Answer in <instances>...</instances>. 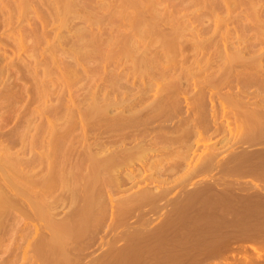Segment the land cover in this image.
I'll use <instances>...</instances> for the list:
<instances>
[{
  "label": "rangeland",
  "instance_id": "obj_1",
  "mask_svg": "<svg viewBox=\"0 0 264 264\" xmlns=\"http://www.w3.org/2000/svg\"><path fill=\"white\" fill-rule=\"evenodd\" d=\"M61 1L0 0V146H5L0 147V157L8 155L13 159L14 155L13 160L20 162L24 172L30 167H39V171L43 166L37 155L46 142L48 145L53 142L57 151H52L56 162L52 164L55 168L49 195L52 205L50 216L52 223L58 226L54 228L53 225V229L67 230L63 232L69 237L63 246L61 239L58 242L54 234L49 236V241L55 239L61 243H56L61 250L58 253L52 240L51 255L54 259L50 257L45 263L42 255L37 258L32 243L35 241L36 246V242L41 240L40 234L43 237L44 232L40 231L43 228L38 227L43 223L40 221V224L39 220L32 222L24 215L21 217L17 211H12L14 216L7 210L5 214L8 215L4 214L6 218L3 215L0 227V230L5 229L0 231V264H264V0H250L252 3L248 0L235 3L237 0H234L235 4L229 0H209L210 3L208 0H137L141 2L137 9L130 3L136 0H69L70 6L75 3V7L73 5L69 9ZM251 7H254L253 12ZM151 8L160 20L154 15L152 22H157L148 21L154 27L150 31L151 25L146 20L153 16ZM139 9L142 10L140 13ZM141 15L146 18L145 25L149 30L147 32L145 25L147 29L142 26L141 30L139 21L142 19L139 20L138 25L134 24L140 29L135 30L140 35L135 40L132 24L134 17L137 21ZM130 19L134 22H129ZM156 33L168 41H162ZM170 34L176 39H172ZM125 40L130 43L126 44ZM122 45L129 48H126L128 52L130 50L128 55L125 50L121 51L124 49ZM163 85L170 87L163 90ZM158 97L159 100L164 99L160 100L165 106H162L163 111L159 108V100L158 111L151 104ZM119 101L125 107H121ZM131 102L135 103L133 107L128 105ZM105 103L110 108L107 106L109 111L102 116L99 109L105 107ZM117 103L120 106H116ZM147 104L155 108L150 107L152 111L156 110V114L152 116L145 112L146 116L141 114L142 119L137 121L136 116L140 115L137 111H145L142 109H146ZM117 114L122 116H119V121ZM132 114L137 115L133 117ZM126 117L136 120H129V123L128 119L123 120ZM133 134L135 138L138 136L137 141L143 136L151 139L157 135L160 139L158 144H163L156 147L161 146L160 149L167 152L160 150L156 155L151 151L144 165L143 161H135L132 165L123 166L117 174L119 184L110 183L109 176L107 180L95 183L88 181L91 171L86 164L87 157H108L116 149L121 150L122 141H127L126 146L131 148L139 142L134 141ZM125 136H131L133 143L129 142L130 138L124 140ZM28 144L33 146L30 148ZM117 145H120L119 149ZM208 156L211 164L207 169L201 168V162ZM156 157L160 165L154 161ZM163 157L168 159L165 161ZM142 188V192L148 188L146 191H154V194L166 189L165 197L158 200L163 199L162 203L159 202L158 206L149 200L148 204L146 201H131ZM36 190L38 196L41 187ZM85 191L94 193V200L99 204L95 202L96 210L93 209L95 213L93 211L90 220L83 221L86 225L79 219ZM124 199L131 202L129 206L121 201ZM134 202L137 204L133 205ZM150 202L151 206L155 204L160 208L164 205L165 208L155 209L153 205L150 211ZM17 218L25 220L22 219L21 223ZM28 226L33 233L30 237L31 233L27 232L29 236H25L29 241L25 243L26 237H23L26 232L22 231L26 227L29 231ZM29 243L33 244L30 248L34 253L27 248ZM27 251L33 256L35 254V262L32 261L35 257L30 256L29 261V256H25ZM55 253L57 256L60 254L58 258ZM62 254L68 256L64 255L62 259Z\"/></svg>",
  "mask_w": 264,
  "mask_h": 264
},
{
  "label": "bare ground",
  "instance_id": "obj_2",
  "mask_svg": "<svg viewBox=\"0 0 264 264\" xmlns=\"http://www.w3.org/2000/svg\"><path fill=\"white\" fill-rule=\"evenodd\" d=\"M63 1V5H65V7H67L66 9H69L70 7H73V5H74V7H75V3L74 2H72V6H70V4H69V0H65V4H64V0H62ZM62 1H61V3H62ZM71 1H73V0H71ZM70 1V2H71ZM130 1V0H129ZM141 1V0H140ZM143 1V0H142ZM141 1V2H142ZM157 1H159V0H157ZM156 1V2H157ZM180 1V0H179ZM220 1H223V0H220ZM232 1V2H231ZM233 1L234 0H229V3H233ZM248 1H250V0H248ZM247 1V2H248ZM37 2V1H36ZM140 2V3H141ZM155 2V3H156ZM167 2V1H166ZM206 2V1H205ZM212 2H213V0H212ZM214 2H216V1H214ZM228 2V1H227ZM236 2H242V0H240V1H235V3ZM244 2H246V1H244ZM251 3H252V1H250ZM40 3V2H39ZM130 3L132 4L131 6H133V8H135L134 6L136 5V9H137V7H138V5L140 4V3H138V1L136 0V2L133 4L131 1H130ZM129 3V4H130ZM148 2L146 1V4H147ZM178 3V2H177ZM201 3V2H200ZM207 3H210L209 2V0H208V2ZM235 3H233V4H235ZM249 3V2H248ZM84 4V3H83ZM138 4V5H137ZM144 4V3H143ZM146 4H144V6L146 5ZM190 4V3H189ZM253 4H254V2H253ZM62 5V6H63ZM142 5V4H141ZM152 5V6H151ZM151 5H149V7L151 6V7H153V4H152V1H151ZM172 5V4H171ZM219 5V4H218ZM227 5V4H226ZM237 5V4H236ZM235 5V6H236ZM22 6V5H21ZM250 6H251V4H250ZM250 6H249V8H250ZM27 7V6H26ZM123 7V6H122ZM172 7V6H171ZM231 7H232V5H231ZM231 7H229V8H231ZM240 7V6H239ZM120 8V7H119ZM138 8H140V7H138ZM142 8V7H141ZM146 8V7H145ZM155 8V7H154ZM237 8V7H236ZM254 7H251V11L253 12V9ZM38 9V8H37ZM49 9V8H48ZM152 9V8H151ZM150 9V10H151ZM169 9V8H168ZM176 9H177V7H176ZM256 9V8H255ZM34 10V9H33ZM59 10V9H58ZM170 10V9H169ZM168 10V11H169ZM209 10H210V8H209ZM232 10V9H231ZM257 10H259L258 8H257ZM36 11V10H35ZM61 11V10H60ZM112 11V10H111ZM122 11V10H121ZM139 11H142V10H138V12ZM175 11V10H174ZM177 11V10H176ZM230 11V10H229ZM76 12V11H75ZM99 12V11H98ZM137 12V13H138ZM143 12H145V11H143ZM211 12V11H210ZM231 12H233V11H231ZM258 12V11H257ZM54 13V12H53ZM113 13V12H112ZM127 13V12H126ZM140 13V12H139ZM139 13L138 14H136V15H139ZM150 13V12H149ZM154 12H153V9H152V11H151V16H152V18L151 19H153V18H155L154 17V15H156V14H153ZM198 13V12H197ZM206 13V12H205ZM204 13V14H205ZM229 13V12H228ZM238 13V12H237ZM255 13V12H254ZM254 13H252V14H254ZM260 13V12H259ZM263 13V12H262ZM59 15H60V13H58ZM63 14V13H62ZM144 14L145 13H143V16H144ZM261 14V13H260ZM259 14V15H260ZM54 15V14H53ZM73 15V14H72ZM115 15V14H114ZM135 15V16H136ZM149 15V14H148ZM159 15V14H158ZM243 15V14H242ZM55 16V15H54ZM56 16H57V14H56ZM142 16V15H141ZM140 16V19L138 18V20L136 21V19L137 18H135L134 17V21L133 20H131L133 17L131 16V21H129V22H134L132 25H133V28H135L134 29V32H136L135 34H133V35H135L134 36V39L135 40H138L137 38H139V37H137V36H140L139 35V33L137 34V31H135V30H138L139 28H141V30L143 29V27H144V25H145V20H146V18L145 17H141ZM146 16V15H145ZM150 16V15H149ZM240 16V15H239ZM251 16H253V15H251ZM256 15H254V17H255ZM61 17V16H60ZM66 17H67V15H66ZM104 17V16H103ZM105 17H107V16H105ZM121 17V16H120ZM136 17H138V16H136ZM147 17V16H146ZM161 17V16H160ZM165 17H166V14H165ZM169 17H170V15H169ZM88 18H90V17H88ZM97 18V17H96ZM112 18H114L113 16H112ZM111 18V19H112ZM156 18H157V15H156ZM245 18V17H244ZM251 18V17H250ZM71 19V18H70ZM98 19V18H97ZM96 19V20H97ZM117 19H118V17H117ZM142 19V21H139V20H141ZM151 19H148V20H146L147 22L149 21H151V23H153L152 21H154V19L153 20H151ZM157 19H159V18H157ZM168 19V18H167ZM167 19H166V21H167ZM195 19H197V17L195 18ZM208 19V18H207ZM212 19V18H211ZM224 19V18H223ZM256 19H257V17H256ZM101 20V19H100ZM107 20V19H106ZM124 20V19H123ZM160 20V19H159ZM170 20V19H169ZM227 20V19H226ZM248 20H250V19H248ZM99 21V20H98ZM111 21V20H110ZM118 21V20H117ZM121 21V20H120ZM141 22L140 24H139V22ZM163 21V20H162ZM240 21H242V20H240ZM263 21H264V19H263ZM148 22V25H151L149 28H150V31L151 30H153V24H155V22H157L156 20H155V22L153 23V24H151V23H149ZM179 22V21H178ZM177 22V23H178ZM221 22V21H220ZM223 22V21H222ZM66 23V22H65ZM69 23V22H68ZM144 23V24H143ZM168 23V22H167ZM166 23V24H167ZM186 23V22H185ZM231 23V22H230ZM234 23V22H233ZM252 23V22H251ZM94 24V23H93ZM124 24V23H123ZM138 25L139 24V28L137 29V27H135V25ZM143 24V25H142ZM183 24H184V22H183ZM248 24V23H247ZM112 25V24H111ZM148 25H145L147 28H148ZM214 25V24H213ZM231 25V24H230ZM257 25H258V23H257ZM129 26V25H128ZM143 26V27H142ZM187 26V25H186ZM206 26V25H205ZM113 27V26H112ZM152 27V28H151ZM171 27V26H170ZM177 27H179L178 25H177ZM220 27V26H219ZM260 27V26H259ZM127 28V27H126ZM145 28V27H144ZM147 28H145V29H147ZM149 28L147 29V32H148V30H149ZM180 28V27H179ZM185 28V27H184ZM188 28V27H187ZM227 28V27H226ZM128 29V28H127ZM126 29V30H127ZM182 29V28H181ZM199 29V28H198ZM253 29V28H252ZM257 29H259L258 27H257ZM140 30V29H139ZM176 30L177 29H175V32H176ZM179 30V29H178ZM130 31V30H129ZM133 31V30H132ZM146 31V30H145ZM160 31V30H159ZM173 31V30H172ZM186 31V30H185ZM205 31V30H204ZM208 31V30H207ZM240 31V30H239ZM252 31V30H251ZM133 32V33H134ZM140 32V31H139ZM154 32H156V31H154ZM161 32V31H160ZM174 32V33H175ZM177 32H179V31H177ZM191 32V31H190ZM263 32V31H262ZM142 32H140V34H141ZM143 33H145L144 31H143ZM153 33V32H152ZM173 33V32H172ZM173 33V34H174ZM234 33V32H233ZM242 33V32H241ZM157 35H156V37H161V38H159V39H163L162 38V36L160 35V36H158V33H156ZM161 34V33H160ZM173 34H170V36H171V38L173 39L174 37H173ZM252 34V33H251ZM126 36H127V34H125ZM124 35V36H125ZM153 35V34H152ZM176 35V34H175ZM178 36H179V33L177 34ZM177 35H176V37H177ZM223 35V34H222ZM42 36V35H41ZM112 36V35H111ZM117 36V35H116ZM129 36V35H128ZM127 36V37H128ZM141 36H143V34L141 35ZM154 36H155V34H154ZM194 36V35H193ZM247 36V35H246ZM262 36V35H261ZM40 37V36H39ZM130 37V36H129ZM136 37V38H135ZM168 37H169V35H168ZM167 37V38H168ZM259 37V36H258ZM126 38V37H125ZM143 38H145V37H143ZM194 38V37H193ZM198 38V37H197ZM225 38V37H224ZM38 39V38H37ZM98 39V38H97ZM96 39V40H97ZM130 39V38H129ZM169 39V38H168ZM171 39V41L173 42V40ZM174 39H176V38H174ZM228 39V38H227ZM263 39V38H262ZM112 40V39H111ZM111 40H110V42H111ZM121 40V39H120ZM126 40H128V38H126ZM125 40V41H126ZM131 40V39H130ZM147 40V39H146ZM197 40V39H196ZM212 40V39H211ZM245 40V39H244ZM259 40V39H258ZM124 41V42H125ZM162 41H168V40H166V37H164V40H162ZM161 41V42H162ZM175 41V40H174ZM248 41V40H247ZM127 42V41H126ZM129 42V41H128ZM126 43V44H129V43ZM131 42H133L132 40H131ZM200 42V41H199ZM204 42H205V40H204ZM250 42V41H249ZM253 42V41H252ZM137 43V42H136ZM165 43V42H164ZM163 43V44H164ZM168 43V42H167ZM201 43V42H200ZM227 43H229V42H227ZM254 43H255V41H254ZM37 44V43H36ZM125 44V43H124ZM135 43L133 42V45H134ZM161 44V43H160ZM171 44V43H170ZM197 44V43H196ZM225 44V43H224ZM130 45H132V44H130ZM169 45V44H168ZM205 45V44H204ZM258 45V44H257ZM120 46H121V44H120ZM122 46H124L123 48L124 49H122L121 51L123 52V50H125L124 51V53L125 54H129V52H130V50H129V52H128V50H126V48H128V47H126V45H122ZM174 46V45H173ZM136 47V46H135ZM139 47V46H138ZM164 47V46H163ZM169 47V46H168ZM238 47V46H237ZM248 47V46H247ZM262 47V46H261ZM120 48V47H119ZM122 48V47H121ZM165 48V47H164ZM199 48V47H198ZM197 48V49H198ZM129 49V48H128ZM166 49V48H165ZM164 49V50H165ZM169 49V48H168ZM144 50V49H143ZM164 50H163V52H164ZM253 50H255V49H253ZM131 51H132V49H131ZM87 52V51H86ZM121 52V53H122ZM128 52V53H127ZM169 52V51H168ZM242 52V51H241ZM110 53V52H109ZM165 53V52H164ZM261 54V53H260ZM123 55V54H122ZM138 55H140V54H138ZM235 55V54H234ZM135 56V55H134ZM143 56V58L142 59H144V55H142ZM146 56V55H145ZM232 56V55H231ZM241 56V55H240ZM227 57V56H226ZM235 57H237V55H235L234 56V58ZM53 58V57H52ZM51 58V59H52ZM239 58V57H238ZM249 58V57H248ZM107 59V58H106ZM240 59H241V57H240ZM245 59V58H244ZM251 59V58H250ZM104 60V59H103ZM172 60V59H171ZM235 60H236V58H235ZM243 60V59H242ZM248 60V59H247ZM258 60V59H257ZM107 61V60H106ZM147 61V60H146ZM210 61V60H209ZM237 61V60H236ZM250 61V60H249ZM254 61V60H253ZM142 62V61H141ZM144 62V61H143ZM238 62V61H237ZM251 62V61H250ZM258 62H260V60L258 61ZM83 63V62H82ZM103 63H105V61L103 62ZM137 63V62H136ZM147 63V62H146ZM156 63V62H155ZM159 63V62H158ZM157 63V64H158ZM161 63V62H160ZM209 63H211V62H209ZM232 63V62H231ZM162 64V63H161ZM247 65V64H246ZM134 66V65H133ZM139 66V65H138ZM142 66V65H141ZM149 66V65H148ZM153 66V65H152ZM230 66V65H229ZM67 67V66H66ZM164 67V66H163ZM226 67V66H225ZM106 68V67H105ZM141 68V67H140ZM155 68V67H154ZM256 68V67H255ZM175 69V68H174ZM224 69V68H223ZM253 69V68H252ZM117 70V69H116ZM129 70V69H128ZM148 70H149V68H148ZM255 70V69H254ZM231 71V70H230ZM90 72V71H89ZM111 72V71H110ZM145 72V71H144ZM148 72V71H147ZM222 72H223V70H222ZM232 72V71H231ZM112 73V72H111ZM146 73V72H145ZM145 73H144V76H147V75H145ZM88 74V73H87ZM117 74V73H116ZM119 74V73H118ZM192 74V73H191ZM216 74V73H215ZM225 74V73H224ZM249 74V73H248ZM78 75V74H77ZM134 76V75H133ZM143 77V76H142ZM88 78H90L89 76H88ZM135 78V77H134ZM205 78V77H204ZM236 78V77H235ZM69 79V78H68ZM79 79V78H78ZM175 79V78H174ZM195 79V78H194ZM92 80V79H91ZM139 80H141V79H139ZM144 80V79H143ZM153 80V79H152ZM197 80V79H196ZM239 80V79H238ZM171 82H175V81H172V80H170ZM198 81V80H197ZM241 81V80H240ZM121 82V81H120ZM133 82V81H132ZM183 82V81H182ZM181 82V83H182ZM187 82V81H186ZM148 83V82H147ZM151 83V82H150ZM179 83V82H178ZM193 83V82H192ZM189 84V83H188ZM239 84V83H238ZM250 84V83H249ZM154 85V84H153ZM166 85V84H165ZM204 85V84H203ZM147 86V85H146ZM150 85L148 84V87H149ZM191 86V85H190ZM115 87V86H114ZM161 87H163V90H164V87L168 90V87H170V86H161ZM182 87V86H181ZM199 87V86H198ZM231 87V86H230ZM104 88V87H103ZM120 88V87H119ZM176 88H178V87H176ZM194 88V87H193ZM204 88V87H203ZM202 88V89H203ZM128 89H130V87L128 88ZM127 89V90H128ZM159 89V88H158ZM166 89H165V91H166ZM170 89V88H169ZM180 89V88H179ZM183 89V88H182ZM101 90V89H100ZM118 90V89H117ZM175 90V89H174ZM200 90V89H199ZM96 91V90H95ZM141 91V90H140ZM144 91V90H143ZM142 91V92H143ZM203 91V90H202ZM102 92V91H101ZM127 92V91H126ZM145 92H147V91H145ZM159 92V91H158ZM161 92V91H160ZM159 92V93H160ZM211 92V91H210ZM240 92V91H239ZM238 92V93H239ZM94 93V92H93ZM97 93V92H96ZM123 93V92H122ZM158 93V96L160 95V97H161V94H159ZM203 93V92H202ZM244 93V92H243ZM133 94V93H132ZM145 94V93H144ZM151 94V93H150ZM168 94V93H167ZM167 94H164L165 96H167ZM163 95V94H162ZM106 96V95H105ZM139 96V95H138ZM145 96H146V94H145ZM156 96V95H155ZM165 96H163L164 98H165ZM93 97H95V96H93ZM160 97H158L157 98V100H153V101H158L159 100V98ZM162 97V98H163ZM204 97V96H203ZM212 97V96H211ZM143 99H144V97H142ZM156 98V97H155ZM130 99V98H129ZM129 99H128V101H129ZM134 99H135V97H134ZM139 99V98H138ZM149 99V98H148ZM210 99V98H209ZM115 100V99H114ZM127 100V99H126ZM161 100V99H160ZM158 101V102H161V101H163L164 99H162L161 101ZM206 100V99H205ZM94 101V100H93ZM93 101H92V103H93ZM103 101V100H102ZM116 101V100H115ZM125 101V100H124ZM132 101V100H131ZM191 101V100H190ZM100 102V101H99ZM107 102V101H106ZM118 102V101H117ZM120 102V101H119ZM123 102V101H122ZM126 102V101H125ZM134 102V101H133ZM133 102H131V105H130V103L128 104L129 106H132L133 107V105H135V103H133ZM135 102H137V100L135 101ZM155 102V103H156ZM158 102L156 103V105L158 104ZM204 102V101H203ZM96 103V102H95ZM95 103H93V104H95ZM113 103V102H112ZM154 103V102H153ZM153 103H151L152 104V106H154V107H156V110L158 111V109H157V107L159 106V104L156 106L155 105V103L153 104ZM165 103H166V101H165ZM191 103V102H190ZM189 103V104H190ZM193 103V102H192ZM211 103H212V100H211ZM92 104V105H93ZM105 104H107V103H105ZM104 104V105H105ZM120 104H121V107H125V105H123L121 102H120ZM120 104H118L117 103V105L116 106H120ZM127 104V103H126ZM137 104H140V103H137ZM136 104V105H137ZM162 104H164L163 102H161V106H159V108H160V110L163 108L162 106H164V105H162ZM91 105V106H92ZM96 105V104H95ZM113 105H115V104H111V106H113ZM123 105V106H122ZM127 105V106H128ZM194 105H195V103H194ZM211 105V104H210ZM97 106V105H96ZM107 106H108V108H110L109 106L110 105H106L105 107L104 106H102L99 110L101 111V113L103 114L102 116H104V113H106L107 114V111H109V110H106V108H107ZM128 106V107H129ZM147 107H146V109L147 108H152V109H155V108H153L152 106H148V104L146 105ZM90 107V106H89ZM103 107H104V109H103ZM115 107V106H114ZM135 107V106H134ZM144 107V106H143ZM197 107V106H196ZM195 107V108H196ZM91 109L93 108V107H90ZM142 108V107H141ZM151 108L150 109H148V110H150V111H146V109H145V107H144V109H142V111L143 110H145V111H143V112H138L137 111V114L139 113L140 115L138 116L137 114H135V116L136 117H138V118H136L137 119V121L138 120H141L142 118V116L144 115L143 113H151V115L152 116H154L155 114H156V110L154 111H152L151 110ZM164 108H165V106H164ZM193 108V107H192ZM95 109H96V107H95ZM123 109V108H122ZM127 109V108H126ZM76 110V109H75ZM77 110H78V108H77ZM93 110V109H92ZM98 110V109H97ZM98 110V111H99ZM104 110H105V112H104ZM159 110V111H160ZM194 110V109H193ZM99 111V112H100ZM123 111V110H122ZM141 111V110H140ZM162 111H163V109H162ZM161 111V112H162ZM74 112H76V111H74ZM99 112H97L98 114H99ZM124 112V111H123ZM123 112H121L122 114H123ZM96 113V114H97ZM118 113V112H117ZM120 113V112H119ZM134 113V112H133ZM145 113V114H146ZM153 113V114H152ZM155 113V114H154ZM160 113V112H159ZM186 113V112H185ZM79 114V113H78ZM141 114H143L142 116H141ZM182 114V113H181ZM84 115V114H83ZM101 115V114H100ZM149 115V114H148ZM162 115V114H161ZM110 116V115H109ZM119 116H121V115H119ZM118 116V114H117V117H118V121H119V117ZM131 116H133V114L131 115ZM135 116H133V117H135ZM146 115H144V117H145ZM150 116V115H149ZM158 116V115H157ZM171 116V115H170ZM106 117H108V116H106ZM122 117V116H121ZM125 117V116H124ZM254 117V116H253ZM101 118V117H100ZM131 117H126V119H123V120H127L128 122H129V120L132 122V120H136L135 118H131ZM141 118V119H140ZM146 118H148V117H146ZM151 118V117H150ZM162 118V117H161ZM175 118V117H174ZM255 118V117H254ZM117 119V118H116ZM115 119V120H116ZM153 119V118H152ZM168 119V118H167ZM186 119V118H185ZM251 119V118H250ZM257 119V118H256ZM121 120V119H120ZM149 120V119H148ZM158 120V119H157ZM190 120V119H189ZM111 121V120H110ZM186 121V120H185ZM184 121V122H185ZM254 121V120H253ZM257 121V120H256ZM145 122V121H144ZM148 122V121H147ZM152 122V121H151ZM187 122V121H186ZM191 122V121H190ZM247 122V121H246ZM260 122V121H259ZM120 123V122H119ZM123 123H126V121H124ZM130 123V122H129ZM139 123H140V121H139ZM143 123V122H142ZM120 124H122V123H120ZM134 124V123H133ZM251 124V123H250ZM35 125V124H34ZM83 125V124H82ZM124 125H127V124H124ZM142 125V124H141ZM256 125V124H255ZM28 126V125H27ZM105 126V125H104ZM117 126V125H116ZM185 126V125H184ZM248 126V125H247ZM246 126V127H247ZM83 127V126H82ZM102 127V126H101ZM136 127V126H135ZM138 127V126H137ZM190 127V126H189ZM151 128V127H150ZM175 128V127H174ZM180 128H182V127H180ZM34 129V128H33ZM127 129V128H126ZM137 129V128H136ZM153 129V128H152ZM152 129H151V131H152ZM157 129V128H156ZM167 129V128H166ZM249 129H251V128H249ZM254 129V128H253ZM84 130V129H83ZM111 130V129H110ZM145 129H143V131H144ZM147 130H149L150 131V129H147ZM159 130V129H158ZM173 130V129H172ZM71 131V130H70ZM133 131V130H132ZM24 132V131H23ZM146 132V131H145ZM160 132V131H159ZM247 132V131H246ZM251 132H252V129H251ZM250 132V133H251ZM255 132H256V130H255ZM140 133V132H139ZM144 133V132H143ZM168 133V132H167ZM191 133V132H190ZM128 134H129V132H128ZM141 134V133H140ZM147 134H149L148 133V131H147ZM160 134H162V133H160ZM252 134H253V132H252ZM114 135H115V133H114ZM126 136H128L127 134H125ZM134 135V138L136 137L135 136V134H133ZM137 135V134H136ZM145 135V134H144ZM180 135V134H179ZM251 135V134H250ZM255 134H253V136H254ZM40 136V135H39ZM120 136V135H119ZM125 136V139L124 140H127V138H130V140H131V136H129V137H126ZM163 136V135H162ZM249 136V135H248ZM25 137V136H24ZM85 137V136H84ZM123 137V136H122ZM144 138L143 139H141L140 137V139L141 140H138L137 141V138H138V136H137V138H135V142L137 141L138 143H135L134 144V146H132L131 148H130V146L129 147H127L126 146V142L124 143V141H122L121 143H120V148H121V150H115V151H113L112 153H111V155H109L108 157H102V155H101V157H98L97 155H90L89 157H87V159H88V161H87V165H88V168L90 169V171H91V175L89 174H87L88 175V181H91V182H93V183H95V182H98V181H100V180H102V179H106V178H108L107 176H109L110 177V179H111V182L110 183H114L115 182V185H116V183H118L119 184V182H118V171L119 170H121L120 168H122L123 166H125V165H128V164H130V165H132L131 163H133V162H135V161H143L142 162V164L144 165V161L146 162V158L148 157V152H150L151 153V151H153V152H155V154L156 155H158L157 154V151H160L161 149V144H163L162 142H161V144H158L159 142H160V139H159V137L156 135V136H154V137H152L151 139H147L146 138V136H143ZM151 137V136H150ZM171 137V136H170ZM173 137V136H172ZM185 137V136H184ZM27 138V137H26ZM25 138V139H26ZM110 138V137H109ZM112 138V137H111ZM120 138V137H119ZM133 138V137H132ZM168 138H169V135H168ZM167 138V139H168ZM174 138V137H173ZM254 138V137H253ZM32 139V138H31ZM34 139H35V137H34ZM89 139V138H88ZM171 139V138H170ZM1 140V139H0ZM9 140V139H8ZM16 140V139H15ZM44 140V139H43ZM164 140V139H163ZM162 139H161V141H163ZM178 140V139H177ZM252 140V139H251ZM2 141V140H1ZM12 141H14V140H12ZM25 141V140H24ZM40 141V140H39ZM85 141V140H84ZM98 141H99V139H98ZM165 141V140H164ZM170 141H172V140H170ZM179 141V140H178ZM4 142V141H3ZM2 142V143H3ZM28 142V141H27ZM34 142V141H33ZM43 142H45V141H43ZM52 142V141H51ZM50 142V144L48 145V144H46V143H49V142H46L45 143V146L43 147V150L41 151V153H39V155H37V156H39L38 158H39V162H40V165H42L43 167H41V169L38 171V168L36 169V167L34 168V167H30V166H28V167H30L31 169L30 170H28L27 172H24V169H23V167L21 168V165H19V161L18 160H13L14 159V155L13 154H10V155H13L12 157H13V159L11 158V157H9L8 155L7 156H4V157H0V227H1V220H2V218H3V215L7 212V210H9V211H11V213H12V211L14 212V213H16V211H17V213L16 214H18V213H21V214H19V215H21V217H23V215L25 216V217H28V219H30V220H32V222H33V220H39V223H40V221H41V223H43V227L41 226V225H38V227H41V229L42 230H40V231H43V232H41V233H43L42 235H43V237L41 236V234H40V237H41V240H39V242H36V246H35V241L34 242H32V241H30V243L32 242V243H34V245L33 244H30L29 243V247H27V248H29V249H31L30 248V245H31V247H32V245H33V247H34V252H37L36 254V256H37V258L40 256V255H42L41 257H44L45 259V263H46V261L50 258V257H52L53 258V254L51 255V253H52V249H53V246H52V240H54V242H55V244L57 243V241H58V239H61L62 241H60L61 243H57L58 245L59 244H61V245H63L64 244V241H65V239H66V237H69L67 234H66V232H63L64 230L62 229V228H60L61 226H59V228L60 229H53V225H54V228H55V226H57V225H55V224H57V223H55V224H53L52 223V221H53V218L50 216V208L52 207V205H50V202H49V195H51L50 194V192H51V188H52V180L54 179V177H53V179H52V170H53V168H55V166L54 165H52L54 162H56L55 161V155H53V150H54V148H53V142L51 143ZM81 142V141H80ZM79 142V140H78V143H80ZM129 142H132V140L131 141H129ZM169 142V141H168ZM9 143V142H8ZM31 143H32V141H31ZM36 143V142H35ZM104 143V142H103ZM128 143V142H127ZM133 143V142H132ZM23 144H24V142H23ZM27 144V143H26ZM32 144H34V143H32ZM38 144V143H37ZM44 144V143H43ZM55 144V143H54ZM161 145L160 146V148H159V146L158 147H156V145ZM164 144H165V142H164ZM170 144H171V142H170ZM4 145V144H3ZM14 144H12V146H13ZM21 145V144H20ZM29 145V144H28ZM59 145V144H58ZM100 145V144H99ZM185 145H187V144H185ZM1 146H2V144H1ZM0 146V147H1ZM30 146V148H31V146H33V145H29ZM43 146V145H42ZM70 146V145H69ZM90 146V145H89ZM102 146V145H101ZM104 146V145H103ZM119 146L117 145V147H118V149H119ZM122 146H124L123 148H122ZM149 146V147H148ZM2 147H5V146H2ZM10 147V146H9ZM25 147V146H24ZM56 147V146H55ZM58 147V146H57ZM56 147V148H57ZM165 147V145H163V149H165L164 148ZM172 147V146H171ZM184 147H186V146H184ZM183 147V148H184ZM37 148H39V147H37ZM53 148V149H52ZM87 148V147H86ZM91 148V147H90ZM94 148V147H93ZM1 149V148H0ZM4 148H2V150H3ZM29 149V148H28ZM98 149V148H97ZM103 149V148H102ZM179 149V148H178ZM7 150V149H6ZM21 150V149H20ZM89 150V149H88ZM169 151H170V148L168 149ZM172 150V149H171ZM5 151V150H4ZM55 151H57V149H55L54 150V152ZM62 151V150H61ZM92 151V150H91ZM164 151V152H163ZM165 151L166 150H161V152H163V153H165ZM168 151V152H169ZM180 151V150H179ZM184 151V150H183ZM25 152V151H24ZM30 152H31V149H30ZM33 152V151H32ZM40 152V151H39ZM96 152V151H95ZM167 152V151H166ZM173 152V151H172ZM175 152V151H174ZM173 152V153H174ZM70 153V152H69ZM86 153V152H85ZM31 154V153H30ZM36 154V153H35ZM67 154V153H66ZM80 154V153H79ZM92 154V153H91ZM168 154V153H167ZM151 155H153V154H151ZM162 155V154H161ZM165 155V154H164ZM170 155V154H169ZM168 155V156H169ZM188 155V154H187ZM211 155V154H210ZM87 156V155H86ZM167 156V155H166ZM190 156V155H189ZM57 157V156H56ZM59 157V156H58ZM83 157V156H82ZM165 157V156H164ZM163 157V158H164ZM212 157V156H211ZM17 158V157H16ZM18 158H19V156H18ZM21 158V157H20ZM24 158V157H23ZM26 158V157H25ZM149 158V157H148ZM151 158V157H150ZM163 158H162V160H163ZM28 159V158H27ZM152 159V158H151ZM161 159V156H159V160ZM167 160L168 158H164V160ZM183 159V158H182ZM13 160V161H12ZM34 160V159H33ZM33 160H30V161H32V162H34ZM36 160H38V159H36ZM60 160V159H59ZM149 160V159H148ZM147 160V161H148ZM165 160V161H166ZM187 160V159H186ZM61 161V160H60ZM155 162H157V164L158 165H160V161H158L157 160V157H156V160H154ZM165 161H164V164H165ZM37 162V161H36ZM35 162V163H36ZM42 162V163H41ZM149 162V161H148ZM152 162V160L150 161V163ZM155 162H153L154 164H155ZM170 162V161H169ZM187 162V161H186ZM211 162V159H210V156H208V157H205V160L203 161V162H201L202 164H200V167L201 168H205L206 167V169H207V167L209 166V164H211L210 163ZM28 163V162H27ZM26 163V164H27ZM147 163V162H146ZM162 163V162H161ZM171 163V162H170ZM184 163V162H183ZM32 164V163H31ZM38 164V163H37ZM85 164V163H84ZM134 164V163H133ZM164 164H163V166H164ZM166 164H167V162H166ZM169 164V163H168ZM167 164V165H168ZM28 165H30V164H28ZM35 165V164H34ZM149 165H151V164H149ZM149 165H148V167H149ZM171 165V164H170ZM174 165H176V163L174 164ZM185 165V164H184ZM31 166H33V164L31 165ZM142 166V165H141ZM166 166V165H165ZM145 167H146V165H145ZM152 167V166H151ZM155 167V166H154ZM159 167V166H158ZM161 168H162V165L160 166ZM167 167V166H166ZM168 167H169V165H168ZM167 167V168H168ZM124 168V167H123ZM138 168V167H137ZM142 168H144L143 166H142ZM166 168V169H167ZM28 169V168H27ZM152 169V168H151ZM199 169V168H198ZM55 170V169H54ZM80 170V169H79ZM124 170V169H123ZM59 171V170H58ZM132 171V170H131ZM140 171H141V169H140ZM64 172V171H63ZM173 172H174V170H173ZM66 173V172H65ZM64 173V174H65ZM83 173V172H82ZM129 173V172H128ZM141 173V172H140ZM171 173V172H170ZM146 174V173H145ZM194 174V173H193ZM192 174V175H193ZM202 174V173H201ZM84 175V174H83ZM158 175V174H157ZM164 175V174H163ZM39 176V179H35V178H37ZM120 176V175H119ZM128 176V175H127ZM191 176V175H190ZM60 177V176H59ZM149 177L151 178V177H153V175L151 176V175H149ZM148 177V179H150ZM187 177V176H186ZM61 178V177H60ZM59 178V179H60ZM63 178H66V177H63ZM86 178V177H85ZM126 178V177H125ZM79 179V178H78ZM81 179H82V177H81ZM122 179V178H121ZM124 179V178H123ZM135 179V178H134ZM154 179V178H153ZM157 179V178H156ZM107 180V179H106ZM109 180V179H108ZM113 180V181H112ZM127 180V179H126ZM60 180H58L57 182H59ZM81 181V180H80ZM150 181H151V179H150ZM153 181V180H152ZM106 182V181H105ZM127 182V181H126ZM140 182V181H139ZM157 182V181H156ZM109 183V182H108ZM161 183V182H160ZM163 183V182H162ZM166 183V182H165ZM55 184H56V182H55ZM104 184H106V183H104ZM181 184V183H180ZM113 185V184H112ZM111 185V186H112ZM123 185V184H122ZM110 186V185H109ZM195 186V185H194ZM41 187V191L39 192L40 194L37 196V188H40ZM120 187V186H119ZM36 188V189H35ZM62 188V187H61ZM111 188V187H110ZM118 188V187H117ZM116 188V189H117ZM55 189V188H54ZM103 189V188H102ZM113 189V188H112ZM121 189V188H120ZM119 189V190H120ZM146 189H148V188H146ZM146 189H145V191L144 192H142L144 189L142 188L141 189V191L140 192H142V193H140V192H137V196H135V198H132L131 199V201H133V200H135V201H138L137 203H139V202H144L145 203V201L147 202V200H149V201H152V202H154V203H158L157 205L159 206V202H161V201H158V200H160L165 194H163V193H165V191H166V189H165V191H164V189H162L163 191H157V192H159L158 194H154L153 192L154 191H150V190H147L146 191ZM199 189V188H198ZM39 190V189H38ZM62 190H63V188H62ZM171 189H169V191H170ZM101 191V190H100ZM104 191V190H103ZM103 191H102V193H103ZM108 191V190H107ZM116 191V190H115ZM122 191V190H121ZM127 191V190H126ZM190 191V190H189ZM55 192V191H54ZM89 192V191H88ZM52 193V192H51ZM99 193H101V192H99ZM170 193V192H169ZM108 194V193H107ZM115 194V193H114ZM101 195V194H100ZM103 195V194H102ZM101 195V196H102ZM135 195V194H134ZM105 196V195H104ZM108 196H110V195H108ZM170 196V195H169ZM172 196V195H171ZM191 196V195H190ZM53 197V196H52ZM60 197V196H59ZM94 193L92 194V192H90V193H86V191H85V196H84V199H83V201H84V205H83V208H82V211H80V213H81V215H80V218L79 219H81L82 221V223H85V225H86V222H83V221H87L88 219L90 220V217H91V215H92V213H93V211L94 210H96V208H95V202L97 201H95L94 200ZM138 197H139V199H138ZM165 197V196H164ZM167 197H168V195H167ZM57 198V197H56ZM96 198V197H95ZM99 198H100V196H99ZM54 199V198H53ZM107 199V198H106ZM105 199V200H106ZM166 199V198H165ZM168 199V198H167ZM172 199V198H171ZM51 200V199H50ZM61 200H62V198H61ZM179 200V199H178ZM53 201V200H52ZM58 201H60V200H58ZM99 201V200H98ZM102 201H104V200H102ZM101 201V207H103L102 205H103V202ZM111 201V200H110ZM125 205L127 204L128 206H129V203H131V202H127L126 201V199H124V200H121ZM126 203H125V202ZM165 201V200H164ZM180 201V200H179ZM193 201V200H192ZM166 202V201H165ZM171 202H172V200H171ZM176 202V201H175ZM16 203H17V205L19 204V206L17 207L16 206ZM55 203V202H54ZM97 203V202H96ZM100 203V202H99ZM137 203H133V205L135 204H137ZM162 203V202H161ZM164 203V202H163ZM167 203H168V201H167ZM57 204V203H56ZM61 204V203H60ZM59 204V205H60ZM98 204V203H97ZM107 204V203H106ZM110 204H111V202H110ZM120 204H122L121 202H120ZM119 204V205H120ZM147 204H148V202H147ZM151 202H150V204H149V206H151ZM170 204V203H169ZM14 205L16 206L15 208H14ZM99 205V204H98ZM126 205V206H127ZM131 205V204H130ZM132 205V206H133ZM154 206H156L155 204H153ZM151 206L150 207V211H152V207H154V206ZM162 204H160V206H161ZM180 205V204H179ZM53 206H54V204H53ZM57 206H58V204H57ZM56 205H55V207H57ZM104 206H106V205H104ZM111 206V205H110ZM118 206V205H117ZM122 205H120V207H121ZM132 206H131V208H132ZM138 206H139V204H138ZM142 206V205H141ZM62 207V206H61ZM82 207V206H81ZM114 207V206H113ZM119 207V206H118ZM134 207V206H133ZM144 207H146V206H144ZM171 207V206H170ZM95 208V209H94ZM97 208H99V206L97 207ZM104 208V207H103ZM122 208V207H121ZM124 208V207H123ZM122 208V209H123ZM130 208V207H129ZM160 208H165L164 207V205L162 206V207H160ZM159 207L157 208V206L155 207V209H160ZM179 208V207H178ZM94 209V210H93ZM134 209H135V207H134ZM170 209V208H169ZM102 210V209H101ZM131 210V209H130ZM133 210V209H132ZM174 210V209H173ZM103 211V210H102ZM129 211V210H128ZM134 211V210H133ZM171 211V210H170ZM175 211V210H174ZM101 212V211H100ZM8 213V212H7ZM53 213V212H52ZM51 213V214H52ZM94 213H95V211H94ZM99 213V212H98ZM148 213V212H147ZM157 213V212H156ZM106 214H107V212H106ZM162 214V213H161ZM174 214V213H173ZM6 215V214H5ZM5 215H4V217H5ZM8 215V214H7ZM7 215H6V217H7ZM11 215V214H10ZM12 215H14L13 213H12ZM53 215V214H52ZM102 215V214H101ZM105 215V214H104ZM15 216V215H14ZM14 216H13V218H14ZM81 216H82V218H81ZM93 216V215H92ZM177 216V215H176ZM5 217V218H6ZM10 217V216H9ZM97 217V216H96ZM102 217V216H101ZM202 218V217H201ZM8 219V218H7ZM15 219V218H14ZM20 219V218H19ZM18 218H17V220H19ZM22 219H24V218H21V223H22ZM52 219V220H51ZM10 220V219H9ZM25 220V219H24ZM29 220V221H30ZM88 220V221H89ZM28 221V220H27ZM27 221H26V223H27ZM28 221V222H29ZM78 221H80V220H78ZM93 221V220H92ZM35 222V221H34ZM54 222V221H53ZM80 222V223H81ZM91 222V221H90ZM8 223V222H7ZM12 223H13V220H12ZM25 223V222H24ZM30 223V222H29ZM36 223V222H35ZM34 223V224H35ZM67 223V222H66ZM166 223V222H165ZM3 224V223H2ZM16 225H18L19 223L18 222H16L15 223ZM33 224V225H34ZM4 225V224H3ZM10 225V224H9ZM20 225V224H19ZM28 225V224H27ZM58 225H60V224H58ZM12 226V225H11ZM15 226V225H14ZM14 226H13V228H14ZM35 227H37V225H34ZM64 225L62 224V227H63ZM163 226V225H162ZM23 227V226H22ZM31 227V226H30ZM58 227V226H57ZM11 228V227H10ZM18 228V227H17ZM20 228V227H19ZM28 228H29V226H28ZM34 227H32V229H33ZM15 229V228H14ZM24 229V228H23ZM38 229H40V228H38ZM38 229H34V230H36V231H38L39 232V230ZM2 230V229H1ZM0 230V231H1ZM3 230H5V229H3ZM2 230V231H3ZM17 230H19V229H17ZM26 230H27V227H26ZM25 229H24V231H22V232H26L25 234H24V237L23 238H25V243H26V241H29V234L27 233V232H29V233H31L30 234V237H31V235H32V231H30V228H29V231L27 230L26 231ZM55 232H54V231ZM61 230V231H60ZM15 230H13V232H14ZM21 231V230H20ZM65 231H67V230H65ZM13 232H11L12 234H14ZM21 232V233H22ZM54 232V233H53ZM68 232V231H67ZM0 234H1V232H0ZM3 234H5V231H4V233ZM17 234H19V233H17ZM23 234V233H22ZM28 234V236H25V235H27ZM35 234V233H34ZM33 234V235H34ZM38 234V233H37ZM54 234V235H53ZM76 234V233H75ZM19 235H21V234H19ZM18 235V236H19ZM36 235V234H35ZM52 236L53 235V237H58V238H55V239H57V241H55V239H52L51 237V241H49V236ZM67 235V236H66ZM1 236V235H0ZM16 236V235H15ZM4 237V236H3ZM14 237V236H13ZM28 237V238H27ZM37 237V236H36ZM64 237V238H63ZM35 238V237H34ZM33 238V239H34ZM39 238V237H38ZM28 239V240H27ZM15 240V239H14ZM17 240V239H16ZM20 240V239H19ZM31 240V239H30ZM67 240H68V238H67ZM4 241V240H3ZM22 241V240H21ZM37 241V240H36ZM54 242H53V245H54ZM59 242V241H58ZM4 243V242H3ZM54 245L55 246V248L57 247V250H58V253H60V247H59V249H58V245ZM68 245V244H67ZM1 246V245H0ZM25 246V245H24ZM64 246V245H63ZM22 247V246H21ZM17 248V247H16ZM23 248V247H22ZM11 249V248H10ZM21 249V248H20ZM25 249V248H24ZM23 249V250H24ZM63 249V248H62ZM14 250V249H13ZM55 250V252H57V250L56 249H54ZM64 250V249H63ZM62 250V251H63ZM18 251V250H17ZM31 252L33 251V249H31L30 250ZM19 252H20V250H19ZM28 252V251H27ZM31 252H28V253H30V255H28V253L27 254H25V256L26 257H28L29 256V261L31 260V258H30V256L33 258V257H35V254H34V256L33 255H31ZM34 252H32V253H34ZM107 252V251H106ZM16 253V252H15ZM22 253V252H21ZM24 253V252H23ZM64 253V252H63ZM40 254V255H39ZM39 255V256H38ZM59 255L60 254H58V256H57V254L55 253V256H57V258L59 257ZM63 255V254H62ZM62 255L60 256L62 259L63 258H65V256L64 255H67V254H64L63 255V257H62ZM14 256V255H13ZM68 256V255H67ZM51 258V259H52ZM56 258V257H55ZM34 259H36V257L35 258H33V260L32 261H34ZM51 259H50V261H51ZM54 259V258H53ZM21 260V259H20ZM19 260V261H20ZM28 260V259H27ZM56 260V259H55ZM66 260H67V258H66ZM73 260V259H72ZM110 260V259H109ZM31 261V262H32ZM39 261V260H38ZM40 261H43V259L42 260H40ZM53 261V260H52ZM113 261V260H112ZM115 261V260H114ZM28 262V261H27ZM35 262V261H34ZM49 262V261H48ZM47 262V263H48ZM55 262V261H54ZM23 263V262H22ZM21 263V264H22ZM51 263V262H50ZM108 263H109V261H108ZM27 264V263H26ZM52 264V263H51ZM59 264H61V262L59 263ZM64 264V263H63ZM104 264V263H103Z\"/></svg>",
  "mask_w": 264,
  "mask_h": 264
}]
</instances>
